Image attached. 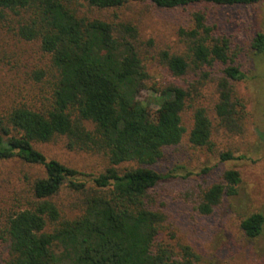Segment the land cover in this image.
Listing matches in <instances>:
<instances>
[{"label": "trees", "instance_id": "1", "mask_svg": "<svg viewBox=\"0 0 264 264\" xmlns=\"http://www.w3.org/2000/svg\"><path fill=\"white\" fill-rule=\"evenodd\" d=\"M263 2L0 0V19L23 13L16 35L25 41L37 39L57 73L47 109L16 105L0 116V162L17 158L43 170L30 185L26 207L4 220L0 233L6 243L4 264H192L189 246L182 245L173 256L157 242L163 214L150 208L151 191L168 177L150 165L185 133L181 113L190 90L169 83L155 90L156 107L150 109L139 99L147 79L143 57L152 53L174 77H190L201 86L210 83L215 114L232 130L238 125L235 107H242L233 100L232 82L245 74L216 12L224 6ZM135 3L155 10H188L175 30V45L157 47L154 37L141 38L138 24L116 12ZM250 48L254 53L264 50V31L255 34ZM41 76V71L35 72L36 79ZM192 120L188 142L208 148L211 121L205 108L194 107ZM56 136L64 137L69 149L107 157L108 166L92 176L90 189L78 178L82 173L46 158L33 146ZM219 158L239 157L224 151ZM123 162L136 166L120 171L117 166ZM239 182L238 170H222L219 181L202 192L198 213L210 214L224 195L235 193ZM64 187L82 195L79 211L70 218L61 214L55 199ZM263 227L261 212L240 221L248 239L257 237Z\"/></svg>", "mask_w": 264, "mask_h": 264}, {"label": "rangeland", "instance_id": "2", "mask_svg": "<svg viewBox=\"0 0 264 264\" xmlns=\"http://www.w3.org/2000/svg\"><path fill=\"white\" fill-rule=\"evenodd\" d=\"M116 12L138 24L143 39L154 37L157 47L176 43L175 30L183 22L188 10H155L145 3L132 4ZM221 30L227 34L237 52V63L245 77L233 81L237 126H222L214 111L216 96L210 83L197 85L190 77H174L158 63L152 53H145L143 64L147 73L145 87L139 99L156 107L155 90L167 84H180L190 90L186 107L181 113L185 128L180 142L162 149L160 158L150 165L168 177L152 190L150 208L163 214L157 242L173 256L187 245L193 252L192 264H264V227L254 239L246 238L240 221L254 212L264 214V50L254 53L250 43L257 32L264 31V2L254 5L224 6L216 12ZM23 13H8L0 19V116L13 106L26 105L32 109L49 107L56 81V69L49 54L42 51L37 39L25 41L15 33ZM23 19V18H22ZM41 71L40 79L35 72ZM191 83L196 86L193 89ZM204 107L211 121L210 146H193L188 142L194 107ZM87 127H90L85 122ZM48 159H55L82 175L91 187L92 176L108 166L101 152L69 149L65 138L56 136L47 142L33 143ZM230 151L233 160L221 161L219 153ZM134 162H123L120 171L135 167ZM226 168L240 173V182L233 195H224L212 212L202 215L196 205L202 192ZM42 168L24 163L17 158L0 162V233L5 218L26 207L33 179ZM88 191V190H87ZM82 195L66 187L55 197L61 214L68 218L79 211ZM1 236V235H0ZM6 243L0 238V264H4Z\"/></svg>", "mask_w": 264, "mask_h": 264}]
</instances>
